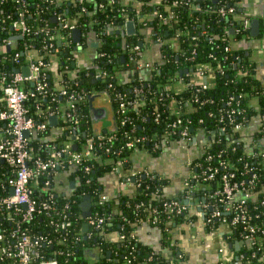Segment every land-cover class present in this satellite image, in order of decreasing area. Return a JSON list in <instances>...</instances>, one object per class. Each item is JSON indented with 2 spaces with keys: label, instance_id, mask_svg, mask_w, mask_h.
I'll use <instances>...</instances> for the list:
<instances>
[{
  "label": "trees",
  "instance_id": "1",
  "mask_svg": "<svg viewBox=\"0 0 264 264\" xmlns=\"http://www.w3.org/2000/svg\"><path fill=\"white\" fill-rule=\"evenodd\" d=\"M62 0H0V43L4 39H8L19 33L14 27V22L21 17L30 27V31L24 36L15 37L17 50L21 52L20 59L24 58L22 52L25 46H33L39 52V56L48 57L49 44L54 43L57 46L58 41L55 37L52 39L45 36L43 33H37L36 30L44 22H48L52 26L60 27L58 20L59 15L68 17L73 21L81 31H87L91 26L97 33L98 37H102L104 42L99 47V55L97 62L103 70H106V77L101 80L94 81V77L86 71L79 74L80 85L84 91L89 89H103L108 83H112L110 90L112 94L119 88L124 89L125 85L134 82L135 79L129 78L121 81L120 75H117V70L124 68L120 62V55L122 54L123 35L111 32L107 29L110 22L114 24H123L126 22V16L141 23L139 18L142 14L148 15L147 25L149 26V38L157 40L161 38L162 42L158 45L159 49L165 55V62L160 64V70L156 71L152 78L147 79L145 91L146 101L139 105L138 108L131 106L129 109L131 124L121 126L117 131V136L111 142L98 147L96 150L99 154L98 158L93 159V169L91 170V181H86V175L82 167H79L78 175L80 179V190H87L88 194L94 196L95 190L98 192L103 190V183L101 177L113 170V167L118 164V161H123L122 165L129 168L131 166L132 154L135 150L141 149L142 144L129 146L127 142L137 136L147 134L153 135L164 133L170 129L171 123L175 119V115L170 113V106H168L170 98L164 96V91L161 90L163 82L168 80L171 76L179 77L180 70L185 68L197 69L204 65L216 69L215 82L204 88L203 84L190 83L189 73H184L183 79L186 85L179 91L173 92L178 98V105L183 108L193 107L191 111L182 114L184 120H189L192 127L203 126L207 135L212 136L214 131H217V137L211 141L207 148L214 154L211 159H206V153L203 152L199 157L204 160L205 166L218 165L223 158L233 160L238 165V178H251V170L240 173L242 168L247 165H253L257 176L254 178L253 193L249 197V208L253 215V221L264 224V204L261 199L264 197V167L260 162L257 154L259 149L258 142L264 134V119L260 128L252 134L253 140L248 143L243 138L241 129H234L228 126L227 132L222 133L219 125L223 124L220 119L222 115L227 113L228 109L234 108V121H240L247 125L251 117L258 112L252 104V99L257 97L261 104L260 111L264 113V83L256 74L254 62L245 56L243 49H235L231 44V51H224V46L230 41L241 38L247 29L243 28L242 21H239L235 15L222 17L217 10L221 0L214 2L213 0H77L66 1L60 3ZM226 4L236 6L239 11L237 0H223ZM100 2H105V7L100 8ZM82 5L87 7V11L82 10ZM20 11H25L24 16H20ZM177 23L174 27H170ZM142 24V23H141ZM236 26L237 31L233 34H225L226 28ZM180 29H185L186 34L178 33ZM59 32L64 33L65 27L59 28ZM125 34V33H124ZM191 34L198 35V46L196 52H192V46L189 42ZM126 40L137 41L139 37L136 34H126ZM177 41L178 47L172 50L171 42L174 38ZM170 44V45H169ZM72 48L67 47L63 50V58L72 56ZM100 51L110 53L111 59L107 56L100 55ZM15 48L0 52V72L10 73L14 68L21 67V64L13 61ZM117 54H120L117 56ZM225 54L227 58H225ZM71 62V60H70ZM69 62V63H70ZM222 68L223 71L217 70ZM50 73V70H49ZM206 74V73H205ZM137 75V74H136ZM133 80V81H132ZM50 89L58 92L53 77H48ZM73 79L69 77L65 79V84H73ZM80 87V86H79ZM231 97V104L227 101ZM58 100H53L51 96H37L31 97L27 100L26 106L29 115H32L38 121L46 120L49 115L47 112L53 110L58 114H64L67 111V105L64 98L57 97ZM198 100H197V99ZM78 115L81 119V128L88 134L92 132V121L89 112L87 99L79 102ZM160 113L159 116H156ZM202 119V121H200ZM61 123H63L61 119ZM232 123V121H231ZM231 134L229 138V134ZM50 129L38 135H48ZM66 140V131L59 136V140ZM37 138L34 139L33 144L37 145ZM257 142V143H256ZM80 143L77 144V147ZM145 150L152 154H159L162 147L153 148V144L145 142ZM37 148V147H36ZM38 151L43 152V150ZM45 151V150H44ZM46 152V151H45ZM0 162V171L7 169V166ZM222 170V166L219 165ZM148 175L140 172L135 176L140 185L136 184V189L132 194L122 196L117 205L122 210L123 215H115L111 223H106L103 231L121 230L126 234V238L121 242L108 243L103 247L104 249L111 248L112 257L109 256V251L98 258L91 257L92 248L96 245L94 238L83 237L82 240L76 241L78 231L83 228L84 218L81 217V205L79 197L77 202L71 204V224L68 226L67 232L65 228L62 233L67 235V241L61 242L57 240L54 246L42 245L41 249L47 257H57L61 264H127L128 252L124 251L125 244L131 243L134 247V263L135 264H180L179 259H171L163 253L165 246H171L172 239V224L180 223L184 220V214H176L175 216H168V212L164 211V201L170 199L168 195L164 194V187L168 184V178H158L154 171H148ZM126 175V174H125ZM76 173H73V177ZM126 177V176H125ZM207 189L214 188L217 183L214 181L207 182ZM210 186V187H209ZM203 189V186L200 187ZM182 192L179 195H181ZM58 205H64L68 200L63 197H56ZM138 203H143L140 208H136ZM114 199H110L104 205L99 206L101 211L112 213ZM157 208L160 220L156 225L162 233V245L160 249H156L149 244L138 240L134 233L136 225L139 223V217H145L151 211ZM124 217H127L126 220ZM1 221V220H0ZM46 218L39 217L31 221L30 227L33 233L43 231ZM7 228L11 227V222L7 221ZM91 229V228H90ZM100 229V232L102 231ZM96 231H99L96 229ZM100 232L94 234V237H99ZM232 236L235 239L242 241V247L239 251L244 254L241 258L243 264H264V233L258 231V243H249L243 237L244 228L237 224L232 229ZM73 247L71 254H67L68 248ZM58 249H63V253H59ZM131 249V248H130ZM69 251V250H68ZM218 264H230L227 261H219Z\"/></svg>",
  "mask_w": 264,
  "mask_h": 264
},
{
  "label": "built area",
  "instance_id": "2",
  "mask_svg": "<svg viewBox=\"0 0 264 264\" xmlns=\"http://www.w3.org/2000/svg\"><path fill=\"white\" fill-rule=\"evenodd\" d=\"M66 1L68 0L60 1V3ZM99 7L104 8L105 2H100ZM82 10L87 11L88 9L85 5H82ZM217 10L222 17L237 14L236 6L226 4L223 0H221ZM24 14L25 11H20V16H24ZM125 16L126 22L128 20H134L127 17V15ZM147 17V14L141 15L139 20L142 24L134 20L136 23L135 34L139 36L137 41L126 40V22L118 25L110 22L107 25V29L111 30V32L121 33L123 35L121 46L122 54H117V56L120 55L121 65L125 67L117 70V75L121 77L127 73L128 79H135L134 82L125 85L124 89L119 88L116 90L114 94L110 90L112 83H108L103 88L109 90L112 94L119 125L118 130L121 126L132 123L128 113L130 107L135 106L138 108L139 105L145 103V91L146 86H148L145 84L146 80L152 78L153 74L160 70V64L165 62V55H163L160 49L161 62H152L145 57V53L152 48L154 43L160 45L162 42L161 38L153 40L147 36L149 30ZM56 19L60 27L52 26L48 22H44L36 30L37 33L41 32L50 39H53L56 35L57 41L59 39L61 41V44L58 43L57 46H54L53 42L49 44V47H51L48 49L47 53L49 56L46 58L43 56L38 57L39 51L33 48V46L26 45L25 50L22 52L24 58L20 59L21 52L17 50L14 38L16 36H24L30 31V27L23 17L14 22V27L19 34L4 39L0 43V52L15 48L16 52L14 53L13 61L18 64L22 63L21 67L14 68L10 73L0 72V162H3L7 166V169L4 170L3 168L0 171V264H61L56 256L47 257L42 252L41 246L49 244L54 246L57 240H61V242L67 241V235L61 231L65 228V232H67L68 226L71 224L70 216L73 214L71 204L77 202L79 197L81 205L83 197L88 194L87 190L79 189V167L83 168L86 181L90 182L91 178L89 173L93 169L92 160L99 156L96 150L98 147H102L104 144L111 142L117 136L118 130L112 133L95 135L93 127L90 134L81 128V119L78 115L79 102L88 99L90 92L103 89H89L84 91L79 80H77L79 74L71 78L67 74H64L61 79L62 85L57 88L59 91L56 92L50 89L48 77L51 76L49 70L53 62L52 55L59 53L57 56L58 60L56 61L58 62L57 64L63 59L61 66L68 68L72 56L63 58L62 52L67 47H73L74 30L78 28L68 17L59 15ZM244 19L242 21L243 28L248 29L250 20L249 18ZM172 24L170 27H174L177 23ZM91 25L90 23L87 31L80 30V32L83 35L90 30L93 31L101 43L100 46H102L104 40L102 37H98ZM63 27H65L66 31L64 33L59 32L58 29ZM231 28H235L234 33H236V26H232L226 28L225 34H233ZM187 32L185 29L178 31V33L183 34ZM198 40V35L191 34L189 36L193 53L196 52ZM168 42H171L170 44L173 46L172 50L178 47L175 38ZM231 49L230 41L224 46V51L229 52ZM100 55L107 56L109 60L112 57L110 53L105 51H100ZM225 58H227L226 54ZM25 65H29L30 67L31 72L29 75H25L23 72V66ZM206 66L204 65V69L199 67L196 70L185 68L180 70L179 77L171 76L163 82L161 90L164 91V96L162 97L172 96L168 106L171 108L170 113L175 115L170 129L162 133L161 136L157 132L151 136L147 134L137 136L130 139L127 144L133 146L140 143L142 144L141 148L145 149L144 144L148 142V144L152 143L153 148L156 149L172 141L181 142L182 145L187 147L195 142L199 146L200 153L188 161V170L182 178V194L164 201V211L168 212L169 217L175 216L176 214H184V218L189 217V220H191L192 208L194 207V203H197L201 207L200 210L204 216L203 224L207 228L215 230L220 225H223L228 228L227 237L235 239L232 236V229L235 225L240 224L245 230L243 237L249 243H258V231L262 234L264 233V224L252 220L255 216L251 212L248 204L249 197L253 193L254 178L257 176L254 166L245 164L240 171V173H243L244 171L251 170L252 176L247 179L238 178V165L235 161L227 158H223L218 165L205 166L204 160L199 156L203 152L206 153V159H211L214 156L207 148L210 146L211 141L216 139L218 132L214 131L212 136H209L203 126H193L192 129L191 123L189 120L185 121L182 114L194 108H183L178 105V98L173 95V92L181 90L186 85L182 76L184 73H189V81L192 84H203L204 88L210 84H214L216 69L212 67L206 68ZM144 70H146V73L142 74ZM217 70L223 71L221 67L217 68ZM83 71H86V75L91 74L94 77V81L105 78L107 74L106 70L100 67L97 59H95V65L93 67H88ZM68 77L75 82L73 84H65V79ZM119 79L125 81L121 78ZM49 95L53 100H58V96L61 98L65 97L64 102L67 105V111L61 116V114L50 110L47 112L49 117L44 121H38L32 115H29L26 106L27 100L31 97H46ZM227 104H231V97L227 101ZM235 111L234 108L228 109L227 113L222 115L220 120L223 121V124L219 125L222 133L227 132V127L231 126V124L234 129L242 130L245 126L240 121H234L233 113ZM53 115L57 116L56 125H51L49 122V118ZM159 115L160 113L156 116ZM61 119L63 123H61ZM49 129L50 134L38 135ZM65 131L67 139L59 140V136ZM83 132L86 133L85 136H83ZM68 136H76V139H69ZM230 136L231 134H229V138ZM35 138L38 139L36 142L37 145L33 144ZM74 143H80V146L74 148ZM37 149H42L43 152ZM256 155L259 156L261 159L260 162L264 167V149H258ZM122 163L123 161H118V164L113 169L116 170ZM219 165L222 166V170L219 169ZM69 169L72 171L70 177L75 180L76 186L69 193H66L59 189L56 179L60 170ZM73 173H76L75 177H73ZM139 173L133 171L132 174L126 176V179L131 181L133 178L135 182V176ZM148 173V171H144V175H148ZM158 174V178L160 177V179L168 178L160 173ZM214 180L217 186L207 189L206 183ZM135 184L140 185V182L137 180ZM201 186H203V189H200ZM197 193L201 199L195 201L193 199L197 197ZM89 195L91 196V213L84 217L83 209H81V217L84 218V223H88V228L85 229L83 223V228L78 231L76 241L82 240L83 237H93L96 245L92 248L91 257H101L106 251H109V256L112 257L111 248L104 249L103 246L112 242H121L122 239L126 238V234L121 230L103 231L102 227L106 223H111L115 215H123L122 210L117 205V200L114 201L112 213L101 211L97 208L111 199L104 190L99 192L95 190L94 196L91 193ZM56 197L67 198L68 201L64 205L59 206ZM261 202L264 204V197L261 199ZM142 204L138 203L136 208H140ZM158 211L157 208H154L149 215L139 217L137 220L139 223H157L160 220ZM39 217L46 218L44 229L43 231L33 233L30 223ZM124 219L128 220L127 217H124ZM7 221L12 224L10 228L5 227ZM96 229L99 231H96ZM100 229L102 230L101 232ZM98 232L101 233L99 237H94V234ZM192 235L195 236L196 233L193 232ZM33 249H35V253ZM133 249L134 247L131 243L125 244L124 251L128 252L129 250L127 264H135L133 262ZM68 250H66L67 254H71L73 247L68 248ZM58 252L63 253L64 250L58 249ZM239 256L242 258L244 254L242 253Z\"/></svg>",
  "mask_w": 264,
  "mask_h": 264
},
{
  "label": "crops",
  "instance_id": "3",
  "mask_svg": "<svg viewBox=\"0 0 264 264\" xmlns=\"http://www.w3.org/2000/svg\"><path fill=\"white\" fill-rule=\"evenodd\" d=\"M237 5L239 11L235 17L239 21L249 18L250 22L247 32L241 38L231 41L232 47L244 50L245 56H248L254 62L257 76L264 83V0H237ZM253 19L259 20V29L256 33L252 31ZM59 40L58 43L61 44ZM100 44L93 31L90 30L83 35L80 32L79 41L74 40L71 49L73 53L72 60L68 68L61 66L63 59L57 64L59 53L52 55L53 62L50 66V74L53 77L56 88L61 87V79L64 74L71 78L80 74L84 69L93 67ZM145 54L147 60L161 62L158 44L154 43L152 48ZM145 73L146 70L142 72V74ZM121 79L127 80L128 74H123ZM252 104L258 112L242 128L243 138L248 143L253 140L252 134L260 128L264 118V113L262 114L260 111L261 104L257 97L252 99ZM257 142L259 149H264V134ZM175 145L181 148L175 147ZM199 153V146L195 142L187 147L182 145L181 142L172 141L163 146L160 153L156 155L144 148L137 149L132 154L129 168L120 164L119 168L110 170L101 177L103 190L111 199L119 201L122 196L132 194L136 189L134 179L132 178L131 181H128L125 176L132 174L133 171H154L168 177L169 182L164 187V194L169 197L177 196L183 190L182 178L188 170V161L198 156ZM71 172V169L60 170L57 174V186L66 193H69L76 186L75 180L70 177ZM72 180L75 182L74 186L71 185ZM200 199L201 197L197 193V197L193 200L197 201ZM200 209L201 207L194 203L192 221L188 217L184 218L180 223L174 222L172 224L171 246H165L162 250L163 253L173 260L175 258L179 259L180 264H218L219 261H227L230 264H243L239 256L242 241L227 237L228 228L223 225H220L215 230L204 226V216ZM134 232L138 240L156 249L161 248L162 233L156 225L149 222H140L136 225ZM193 232L196 233L195 236L192 235Z\"/></svg>",
  "mask_w": 264,
  "mask_h": 264
},
{
  "label": "water",
  "instance_id": "4",
  "mask_svg": "<svg viewBox=\"0 0 264 264\" xmlns=\"http://www.w3.org/2000/svg\"><path fill=\"white\" fill-rule=\"evenodd\" d=\"M216 2L217 0H213ZM259 27V20H252V31L257 32ZM232 33L235 32V28H231ZM136 31V23L134 20H128L126 22V32L129 35L134 34ZM18 37V36H17ZM80 38V29L76 28L74 30V40L79 41ZM60 41V40H59ZM23 72L25 75H29L31 70L29 65L23 66ZM104 96L107 104H104L102 101L98 100L99 97ZM88 103H89V112L92 121L93 132L95 135H100L102 133H112L118 130V120L115 111V104L112 97V94L109 90H97L90 92L88 94ZM51 125L57 124V116L53 115L49 118ZM193 129V127H191ZM85 136V132L82 133ZM69 139H76V136H68ZM74 148H77V144L74 143ZM75 182L72 180L71 185L74 186ZM83 209V216H87L91 213V196L89 194L83 197L81 203ZM84 228H88V223H84ZM35 253V249H33ZM110 254V253H109Z\"/></svg>",
  "mask_w": 264,
  "mask_h": 264
},
{
  "label": "rangeland",
  "instance_id": "5",
  "mask_svg": "<svg viewBox=\"0 0 264 264\" xmlns=\"http://www.w3.org/2000/svg\"><path fill=\"white\" fill-rule=\"evenodd\" d=\"M98 100L102 101L104 104H107V101L105 100L104 96L99 97ZM175 147H179V148H181V147L178 146V145H175Z\"/></svg>",
  "mask_w": 264,
  "mask_h": 264
}]
</instances>
